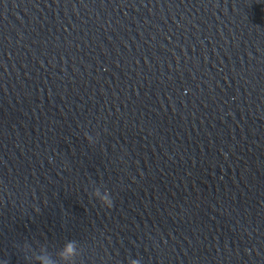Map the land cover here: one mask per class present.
I'll return each mask as SVG.
<instances>
[{
    "label": "water",
    "instance_id": "1",
    "mask_svg": "<svg viewBox=\"0 0 264 264\" xmlns=\"http://www.w3.org/2000/svg\"><path fill=\"white\" fill-rule=\"evenodd\" d=\"M72 240L264 264V0H0V264Z\"/></svg>",
    "mask_w": 264,
    "mask_h": 264
},
{
    "label": "clouds",
    "instance_id": "2",
    "mask_svg": "<svg viewBox=\"0 0 264 264\" xmlns=\"http://www.w3.org/2000/svg\"><path fill=\"white\" fill-rule=\"evenodd\" d=\"M103 207L111 209L113 207V200L110 198H105L101 200ZM79 247L77 241H67L63 248L55 253V256L49 252L47 245H43L39 248L38 252H33L31 259L34 264H57V261L63 262V264H68L69 258L72 259L73 264L76 258V252ZM130 264H139L137 260H132Z\"/></svg>",
    "mask_w": 264,
    "mask_h": 264
}]
</instances>
